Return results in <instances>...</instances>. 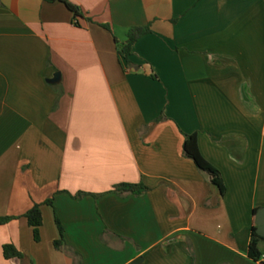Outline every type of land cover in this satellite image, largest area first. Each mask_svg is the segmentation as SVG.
Wrapping results in <instances>:
<instances>
[{"label":"crops","instance_id":"crops-1","mask_svg":"<svg viewBox=\"0 0 264 264\" xmlns=\"http://www.w3.org/2000/svg\"><path fill=\"white\" fill-rule=\"evenodd\" d=\"M68 1L82 17L0 0V264H262L264 0ZM193 134L224 196L185 156Z\"/></svg>","mask_w":264,"mask_h":264},{"label":"trees","instance_id":"trees-1","mask_svg":"<svg viewBox=\"0 0 264 264\" xmlns=\"http://www.w3.org/2000/svg\"><path fill=\"white\" fill-rule=\"evenodd\" d=\"M48 3H56L61 2L66 5V7L75 15V18L82 17V13L76 5L72 4L68 0H45ZM108 31L112 32V28L109 25H102ZM152 32L151 27H138L133 28L128 33V41L125 45L120 47L119 55L124 58L128 63H130V57L132 55L133 47L137 42H139L142 38L149 35ZM184 154L187 158L192 160L197 168L202 172H205L209 175L210 180L213 185L217 186L220 191L221 195L224 196L226 193V187L223 182L222 176L220 171L211 165L201 154L198 144V136L197 134L193 135H185V143H184ZM151 189L146 186L145 184H121L115 187L112 191L113 193L119 195L120 197H127V196H145L147 195ZM87 196L86 193H80L76 197L84 198ZM47 205L54 207L53 200H49L46 203ZM25 217L28 220L29 225L33 228L34 239L36 242L41 241V228L44 223V217L42 208L40 205H36L33 209H31ZM15 218L13 217H0V225H6L9 222L13 221ZM57 220V225L60 230L61 240L55 242V248L61 249L62 246L65 244V230L62 226L59 218ZM259 246V237L256 234V231L253 232V241L250 246L249 256L251 259L255 261H259L262 254L258 250ZM4 255L6 259H15V258H22V254L11 245H6L4 247Z\"/></svg>","mask_w":264,"mask_h":264},{"label":"water","instance_id":"water-1","mask_svg":"<svg viewBox=\"0 0 264 264\" xmlns=\"http://www.w3.org/2000/svg\"><path fill=\"white\" fill-rule=\"evenodd\" d=\"M61 80V74L58 73L55 75L54 79L50 80L49 82L51 84H57ZM257 224L259 225V231L258 234L262 237H264L263 231H264V210L260 211L257 216Z\"/></svg>","mask_w":264,"mask_h":264},{"label":"built area","instance_id":"built-area-1","mask_svg":"<svg viewBox=\"0 0 264 264\" xmlns=\"http://www.w3.org/2000/svg\"><path fill=\"white\" fill-rule=\"evenodd\" d=\"M259 262H261L262 264H264V254L261 256Z\"/></svg>","mask_w":264,"mask_h":264}]
</instances>
